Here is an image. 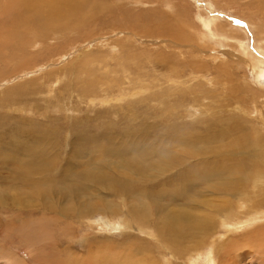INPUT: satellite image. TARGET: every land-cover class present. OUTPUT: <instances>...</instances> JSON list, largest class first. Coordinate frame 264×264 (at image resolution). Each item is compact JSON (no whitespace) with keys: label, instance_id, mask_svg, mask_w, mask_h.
Instances as JSON below:
<instances>
[{"label":"rangeland","instance_id":"374dc122","mask_svg":"<svg viewBox=\"0 0 264 264\" xmlns=\"http://www.w3.org/2000/svg\"><path fill=\"white\" fill-rule=\"evenodd\" d=\"M46 1L54 15L19 22L37 4L0 0V264H209L210 255L264 264V221L228 234L210 225L200 252L187 235L172 245L139 228L158 230L180 212L210 218L196 199L237 201L189 173L175 179L168 149L186 171H219L245 146L264 153V79L254 70L264 52L247 21L264 26V0H208L221 25L249 31L242 48L204 42V0H70L68 10ZM167 28L178 29L182 49ZM226 53L236 57L218 59ZM257 154L246 185L264 175ZM123 221L131 229H113Z\"/></svg>","mask_w":264,"mask_h":264},{"label":"bare ground","instance_id":"6f19581e","mask_svg":"<svg viewBox=\"0 0 264 264\" xmlns=\"http://www.w3.org/2000/svg\"><path fill=\"white\" fill-rule=\"evenodd\" d=\"M204 1H205L204 3H206L208 5V8H207V5H206V7H200V10L202 11L201 21L203 23L202 25L204 26V32L202 33V35L204 36V39H203L204 42H208L209 45H214L217 48L220 46H223V45H224V47H234V48H236L237 46L241 47L243 45L242 42L246 39V37H244L242 35L240 37V34L242 31H246V30L243 27H242L243 28V30H242L241 27H239V26H237L238 28H234V27H232L231 24L221 25L222 23H219L220 19L212 16L209 13V11H212V10H208L209 5H210L208 3V0H204ZM26 2H28L27 4H31V3L34 4L35 3V4H37L38 7L31 9L32 12H30V15L28 16L26 14L28 17H26L25 15L21 16L18 19L19 22H25L28 18L32 19L31 17L36 15V14H38V20H40L39 22H44V21H42L43 18H41L44 16L43 12L45 11L46 14L47 13L51 14L53 12L52 10H50V11L47 10L48 12L45 10V7L47 5L46 0H26ZM141 2H143V1L141 0ZM60 3L64 7H66V9L68 10V6H69L68 4L70 3V0H60ZM83 9L84 8H81V10H83ZM66 13L67 12H64L63 14H66ZM52 14L54 15V12ZM55 15H57V14H55ZM45 17H48V15ZM59 19H61L59 15L53 16V17L49 16L47 23H49V22H56V23L62 22L61 20L57 21ZM247 21L251 25V27L254 26L253 30L256 31L257 37L254 38L256 41L255 47L257 50H259V51H261V53H263L264 52V26L263 27L258 26L259 24L258 25L255 24V22L252 19H248ZM227 23H230V22L227 21ZM171 29L172 28H167L168 32L165 34V37L171 38L170 41L173 44V46L175 48H177V50L182 49L183 46H182L181 40H183V39L180 40V38L178 36L179 35L178 29H172V30ZM248 32L246 31L244 33L248 34ZM244 33H243V35H244ZM138 41H140V40H138ZM233 43H236L237 45H235ZM201 44H203V43H201ZM165 45H166V43H165ZM185 46H186V44H185ZM185 48H187V46ZM171 49H173V48H171ZM196 49L198 50V52L200 54V51H202L201 50L202 48L199 47ZM231 53H234V52H231ZM231 53H226V55H223L222 57H219L218 59H221V60L225 59V61L229 60V59L232 60V58H235L236 55L231 54ZM250 53H251V51H250ZM250 53L242 50L243 55L242 56L240 55L242 58L239 56L240 60L246 64H249V62H247V60H245V58H252V60H253L254 56L250 57V55H249ZM258 56H259V54H258ZM258 56H257V58H258ZM257 58H255V59H257ZM260 58L263 59V57L259 56V58L257 59L256 67H254L255 72H257L256 78L258 80L264 79V60H261ZM226 64H224V65H226ZM223 67H224L223 71L225 72L227 70L226 68L228 66H223ZM114 83H115V81H114ZM117 83H116V86H117ZM117 89H119V88L117 87ZM120 100H122V99H120ZM154 100H155V98H154ZM200 113H201V111H200ZM195 116H196V114H195ZM171 137H174V135ZM251 148L252 147H250V146L241 147L237 152L232 154L233 156L231 158L228 159L229 161L231 160V164L224 165L222 167V169L218 168L219 171H216L215 169H205V170L200 171V170H198V168H194V169L186 171L187 161L184 160L183 158H181L180 156L173 154L168 149L169 152H167L165 157L169 163L165 166V168L168 172H171V171L174 172L175 179H180V178L185 176V173H189L194 178V180L196 181L197 186L199 188L204 189L208 192H213V195L221 194V193L227 194L231 198L237 199V201L234 202V201L228 200L226 202H223L225 204L222 207L217 208V206L212 207L210 204H208L204 201H199L198 199H196V200L192 201L193 204H196V203L202 204L204 207L207 208V210L209 212H210V210H212L213 214L210 218H205V217L201 218L199 216V217H192V219H189V216L187 214H183L182 212H180L176 216L165 217L163 220H161L162 225H161L160 229H158V230L152 229L149 227H145L144 225L143 226L140 225L139 228L141 230L147 232L146 234H148V236L152 235L159 243H162L165 241H167V242L171 241L170 244H172V245L177 244V243L181 244V240L184 237H186V235H187V238L195 239L196 249L195 248H193V249H195L196 252H200V250L204 247L203 246L204 243H201V240L204 238V236L206 234L210 233V230L208 229V227L210 225L216 224L217 227L215 228V230L217 232L220 229L221 224H222V226H224L226 228L225 231L228 234L230 232L231 233L235 232V230L239 226L241 227L242 224L247 225L249 222L251 224H256L259 221H264V208H262V206H261V202H262L261 199L262 198L260 197L261 199H259V196H261L260 192L264 191L263 190L264 189V175H258L251 182V185H246L247 180H249V177H248L249 166L251 165V162H253V159H252L253 155L258 153L257 155H261L262 157H264V153L260 154V151H262V149L260 151H258V150H255L253 148L251 149ZM189 160L193 161L194 163L198 162L197 157L194 154L190 155ZM232 161H234L233 165H232ZM200 165L206 166V163L203 162ZM258 166H261V165H258ZM193 167L191 166V168H193ZM131 173L133 175L139 174L137 170H134ZM193 184H195V183L193 182ZM250 189H251V191H249ZM232 204H233V206H232ZM262 205H263V203H262ZM238 208H241V214H239V215L244 217L243 219L240 218L239 221L237 220V218L236 219L233 218L232 217L233 215L232 216L229 215V214H233V212L236 211ZM209 212H206V213H209ZM244 219L247 220V222H244L243 221ZM109 227H110V225H109ZM118 228H120V229L123 228V229L129 230V229H131L130 222L123 221L120 223V225H116L113 227V229H118ZM227 242L229 243V240H225L224 243L221 244V246L222 245L225 246L227 244ZM221 246H220V248H218V246H216V247L213 246V250H212L211 254H213L215 252V249L221 250ZM224 252H226V251H224ZM181 254H183V253H181ZM176 255L173 251V256L175 258L177 257ZM234 255L231 256L229 253H225L224 258H227L228 260H230L232 257H236L237 259L240 258L241 260L244 259L243 257H240L239 254H237V255L234 254ZM214 257H215L214 255H210V258L208 259L209 264H216V260L214 259ZM219 264H222V263H219Z\"/></svg>","mask_w":264,"mask_h":264}]
</instances>
